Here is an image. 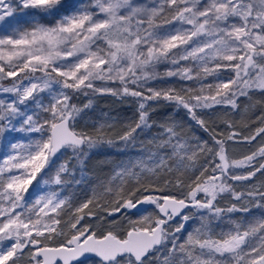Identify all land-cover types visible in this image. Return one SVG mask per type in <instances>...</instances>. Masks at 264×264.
<instances>
[{
	"label": "snow or ice",
	"instance_id": "snow-or-ice-1",
	"mask_svg": "<svg viewBox=\"0 0 264 264\" xmlns=\"http://www.w3.org/2000/svg\"><path fill=\"white\" fill-rule=\"evenodd\" d=\"M0 33V81L11 80L0 84V140L27 136L7 141L0 157V264H264V218L230 219L264 209V182L252 183L264 176V111L254 130L206 119L264 94V0H0ZM160 64L172 67L160 73ZM222 69L227 80L202 83ZM168 77L195 86H151ZM104 95L132 98L135 119L79 128ZM160 102L207 138L171 116L153 119ZM257 137L254 151L232 155L231 145ZM102 147H139L141 155L116 165L74 208L58 191H42L41 183H79L77 166L83 178L84 161ZM225 197L231 202L221 207ZM144 205L152 212L117 223ZM225 218L231 227L216 231Z\"/></svg>",
	"mask_w": 264,
	"mask_h": 264
},
{
	"label": "trees",
	"instance_id": "trees-1",
	"mask_svg": "<svg viewBox=\"0 0 264 264\" xmlns=\"http://www.w3.org/2000/svg\"><path fill=\"white\" fill-rule=\"evenodd\" d=\"M250 98L240 97L237 103L240 105V108L236 111H227L225 115V109H218L213 111L206 119L219 120V119H228L237 125L239 129H244V126L247 124L252 130L256 127L261 126L256 117L264 111V94H261L259 90L249 93ZM87 99L83 96L77 101L78 104L86 103ZM136 113V103L132 98L126 100H121L117 97L110 95L97 96L94 100L93 107L91 109H85L82 113V120L84 121V126L81 129H87L91 131L92 125L95 123H104L106 121L114 123L119 127L121 123L127 122L129 120L135 119ZM169 116L174 118L177 122L184 125L185 133L195 134V135H206L203 134L196 126L189 122L183 111L175 112L174 109L160 102L156 107V112L153 115V119L159 121L166 120ZM244 134L247 135V130L244 131ZM142 140L150 139L147 135L141 137ZM253 141L252 144L240 143L233 144L230 146L232 155L239 159L245 154H249L251 151L255 150L257 142ZM5 147V146H4ZM3 147V148H4ZM146 147H152L148 144ZM141 155V149L137 147L136 149H127L122 151L120 149H114L110 147H102L93 150L88 158L84 161L83 165V178H81V173L79 166H77L75 172V180H79V183H75L69 178L70 182L61 189L59 186L51 187V190L60 192V195L63 197H68L71 201L72 207L78 206L81 202L89 198L94 190H99L100 185L103 182H106L111 179L114 174V169L116 165L121 162L128 161L130 159H135ZM68 156H71V153H68ZM64 157L62 159H67ZM76 164V160L73 158L70 162V167ZM113 181V183L118 182ZM264 182V176H261L260 173H257L256 177L252 179V183L261 184ZM238 188L243 189L248 186V182H238ZM224 202L225 206L231 202L230 198ZM91 207V205H90ZM223 207V206H221ZM152 212V208L147 209V212H129L127 217H115L117 223L127 227L126 220L131 218L133 220L138 219L142 215H146ZM264 218V209L252 208L251 211L247 214L242 213H232L231 221L237 223L244 222H253L255 220ZM87 219V218H86ZM90 224L95 223L94 219L88 221ZM84 223V221H82ZM196 221H192L191 224H195ZM231 227L229 219L225 218L221 221L214 222V228L216 231L221 229L227 230Z\"/></svg>",
	"mask_w": 264,
	"mask_h": 264
},
{
	"label": "rangeland",
	"instance_id": "rangeland-1",
	"mask_svg": "<svg viewBox=\"0 0 264 264\" xmlns=\"http://www.w3.org/2000/svg\"><path fill=\"white\" fill-rule=\"evenodd\" d=\"M132 2L136 5H142V6H147V7H152L155 5L156 3V0H132ZM84 3L87 4L88 3V0H84ZM16 16L17 17H22L23 16V13L20 12L19 10L17 11L16 13ZM8 19H12L11 17H9ZM27 25L26 24H19L17 25V28L19 29H23V28H26ZM165 27H168L167 25H165ZM2 34V33H0ZM182 64H187L188 62H185V61H182L181 62ZM214 63V62H213ZM210 67L212 66V64L209 65ZM172 67L171 65L169 64H160L158 67H157V71L160 72V73H163L166 68H170ZM230 73L226 70H220L217 75H209L207 76L203 81L202 83L207 85V84H215L218 82V79L217 77H219V79H222V80H227L228 77H229ZM11 83V80H5V81H0V84H3L4 86H7L8 84ZM151 86H155V87H158V88H166V87H181V86H185V87H193L195 85H193V82L191 81H179L176 77H168V78H165L163 80H160V81H153L151 82ZM41 95H44V94H41ZM0 98H3V97H0ZM47 102V101H45ZM23 110V109H22ZM79 128L83 127L84 126V121L81 119L80 122H79ZM33 136H35V134H32ZM4 136L7 138L6 140H0V157H3L6 152H7V141H16V140H20L21 142H24L26 143L27 142V136L26 134H23V133H16V132H13L11 134H9L8 132H5L4 133ZM5 146V147H4ZM4 147V148H3ZM43 175V173L39 174L37 176V179L39 180L40 179V176ZM50 175H54V170L52 173H50ZM48 177H45V179H47ZM36 186V181L33 182V185L32 187H30L29 189V192L31 193L32 191V188ZM57 185H52L51 187H55ZM51 187L49 186H45L43 183H41V189L42 191L46 192V191H50ZM60 194V192H59ZM227 197H225L224 200L220 201V206H225L224 202L227 201ZM9 243L8 241H5V244Z\"/></svg>",
	"mask_w": 264,
	"mask_h": 264
},
{
	"label": "water",
	"instance_id": "water-1",
	"mask_svg": "<svg viewBox=\"0 0 264 264\" xmlns=\"http://www.w3.org/2000/svg\"><path fill=\"white\" fill-rule=\"evenodd\" d=\"M150 207L151 206H149V205H144V206H142L141 211H139V212H144V209H149ZM131 212L137 213L136 210H132Z\"/></svg>",
	"mask_w": 264,
	"mask_h": 264
}]
</instances>
